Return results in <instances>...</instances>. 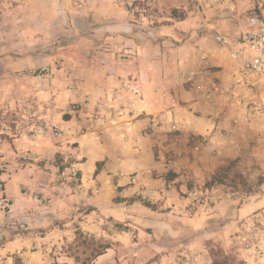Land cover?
Here are the masks:
<instances>
[{
  "label": "rangeland",
  "instance_id": "obj_1",
  "mask_svg": "<svg viewBox=\"0 0 264 264\" xmlns=\"http://www.w3.org/2000/svg\"><path fill=\"white\" fill-rule=\"evenodd\" d=\"M256 3L264 11V0H0V142L22 137L28 148L17 150L14 163L49 173L47 186L55 187L53 191L63 197L56 187L75 188L80 183L75 165L81 160L75 155L80 142L75 138L90 136L94 143L85 139L82 148L92 150L93 144L98 146L95 140L102 135L101 128L120 120L121 139L133 140L139 115L136 106L145 91H152L155 102L166 105L165 99L179 91L209 96L213 86L230 80L213 82V73L220 67L207 63L209 56L197 42L208 37L227 52L214 41V26L227 19L245 21ZM181 21H186V31L173 29ZM200 64L209 69V76L203 80L204 89L196 91L188 78ZM229 70L231 77L233 65ZM147 71L152 72L151 85ZM252 97L243 90L235 100L222 97L223 108H234L231 125V119L243 113L237 108H254L250 103L245 107L239 99L246 103ZM187 102L180 101L181 105ZM172 107L170 102L167 108ZM68 122L72 127H67ZM242 126L250 132L244 147L234 145L235 158L226 159L204 183L186 177V191L181 195L190 203L216 205L222 195L237 191L238 197L264 189V115H255L236 128ZM171 131L178 132L174 126ZM219 131L225 136L229 133L226 128ZM149 134L147 126L139 137ZM206 138L195 137L189 146L216 156L222 144L213 143L216 147L212 148ZM131 147L135 145L125 140L118 154L104 159L99 153L93 155V167L106 169L108 161L119 160L124 156L121 150ZM150 156L140 154L137 169L134 166L125 173L127 187L139 186L138 199L145 206L153 180L165 186L180 183L171 169L157 172L145 166ZM5 163L0 159V172ZM41 176L38 186L45 189ZM0 198L9 202L8 208H0V249L10 243L5 249L8 258L0 256V262L8 261L4 264H135V225L127 220L95 217L82 226L80 216L93 210L79 204L77 210L57 217L44 190L33 194L27 209L12 207L4 194ZM217 228L220 234L204 242L210 264H246L250 256L246 245L263 236L262 227L244 219L234 225L221 220ZM111 244L114 251L105 249L106 255L95 256L102 246Z\"/></svg>",
  "mask_w": 264,
  "mask_h": 264
},
{
  "label": "crops",
  "instance_id": "obj_2",
  "mask_svg": "<svg viewBox=\"0 0 264 264\" xmlns=\"http://www.w3.org/2000/svg\"><path fill=\"white\" fill-rule=\"evenodd\" d=\"M186 25V21H181L173 25V29L186 31ZM244 25V20L234 18L231 21L227 19L226 22H220L214 27L216 32L227 31L235 34ZM197 45L202 51L207 52L204 54L209 56L207 63L220 67L213 73V82L217 79L228 80L232 65L227 52L216 47L210 38H204V36ZM151 70L154 69L151 68ZM150 74L152 72L147 71L148 85L152 83ZM209 84L212 85L210 82ZM223 96L216 93L208 96L207 92L196 94L179 91L170 100L165 99L166 105H164V103L155 102L156 94L152 91H145L142 99H138L136 106L138 108L136 114L139 115L135 117L133 140L129 137L121 139L122 122L120 120L113 125L107 123L101 128L102 135L95 140L99 142L98 146L93 144L92 150L87 149L86 146L82 148L86 142L85 139L94 143L89 139L90 136L81 135L75 138L80 142L75 151V155L81 159L75 163L79 171L80 183L75 188L56 187L61 190L63 197L53 191L55 187L49 184V187L47 186L48 181L51 180L49 173L40 169L35 170V167L28 164L14 163L13 157L17 155V150L28 148L22 137H17L10 142L3 140L0 142V159L6 160V163L3 171L0 172L2 186L0 193L11 201L12 207L24 205L27 209L26 205L33 201L34 193L47 191L51 198L50 210L57 217L77 210L76 204L82 205L83 209L93 210L80 216L82 226L91 224L92 218L95 217H112L117 222L127 220L135 225V239H133L135 264H146L151 260L154 264H210L211 260L204 249V242L205 239L220 234L216 232L218 222L224 220L234 225L237 221L264 210V189L259 193L253 192L238 197L235 196L238 194L237 191L229 192L228 195H222L216 205L208 206L192 204L184 195H181L186 191V177L195 182L204 183L225 163L226 159L231 160L236 157L234 149L236 143H241L244 147L247 142L248 132H250L247 130L248 126L238 129L232 127L230 117L233 115L234 108L222 107ZM180 101L188 102L186 105H181ZM170 102L173 107L167 108ZM147 126L150 128V134L147 137H139L140 131ZM173 126L178 132L171 131ZM67 127H72V123L68 122ZM221 128L228 130L227 136L221 135L219 131ZM238 130H241L239 135H237ZM198 136L207 137L206 140L212 143V148L216 145L215 143L222 144L216 156L210 155L207 149H201L199 152L191 149L189 144ZM125 140H130L135 147L121 150L120 154L123 153L124 156H120L115 162L108 161L106 169L98 171L93 167L91 160L93 155L99 153L104 159L113 153L118 154L119 144ZM150 152L153 158L150 156L145 166L157 172L171 169L172 173H176L175 181L180 183L177 186H165L160 181L153 180L147 190L150 202L145 206L138 199L139 186L127 187L128 179L125 173L134 166L137 169L140 154L151 155ZM111 165L115 168L108 169ZM39 176L44 178L45 189L38 186ZM49 189L52 191H48ZM35 198L38 197L35 196ZM93 214L95 216H92ZM84 229L91 231L90 227ZM9 244H6L4 248L7 249ZM5 249H0V256L4 255L8 258L6 255L8 252ZM113 249L115 246L111 244L106 250L111 252L114 251ZM100 255L102 257L106 254L102 251L98 256ZM7 262L1 259L0 264ZM254 263L264 264V258L246 260V264Z\"/></svg>",
  "mask_w": 264,
  "mask_h": 264
},
{
  "label": "built area",
  "instance_id": "obj_3",
  "mask_svg": "<svg viewBox=\"0 0 264 264\" xmlns=\"http://www.w3.org/2000/svg\"><path fill=\"white\" fill-rule=\"evenodd\" d=\"M244 18L245 25L239 32L235 34L216 32L213 35L214 41L227 50L233 71L230 80L225 85L213 86L212 92L224 95L229 101L235 100L238 92L242 90L253 96L251 102L245 103L242 98L239 99V103L245 107L250 103L254 108H237L243 113L236 114L231 119L235 127L250 122L255 115H264V11L261 5L256 3ZM192 75L195 77L191 76L188 81L193 82L196 91H202L203 80L209 76V69L200 64L197 72ZM8 203L6 198H0V208H8ZM244 221L249 225L263 228L261 231L263 236L246 245L250 251L248 258L263 259L264 210L248 216Z\"/></svg>",
  "mask_w": 264,
  "mask_h": 264
},
{
  "label": "trees",
  "instance_id": "obj_4",
  "mask_svg": "<svg viewBox=\"0 0 264 264\" xmlns=\"http://www.w3.org/2000/svg\"><path fill=\"white\" fill-rule=\"evenodd\" d=\"M108 246H102L101 249L99 250V252H95V256L97 257L99 254H101V252L105 249H107ZM213 264H216L215 262H213Z\"/></svg>",
  "mask_w": 264,
  "mask_h": 264
}]
</instances>
